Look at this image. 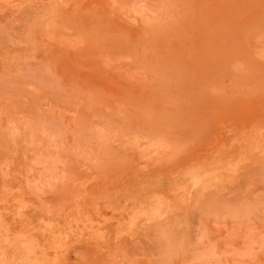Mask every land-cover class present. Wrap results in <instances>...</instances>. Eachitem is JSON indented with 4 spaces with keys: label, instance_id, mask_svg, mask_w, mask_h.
<instances>
[{
    "label": "rangeland",
    "instance_id": "374dc122",
    "mask_svg": "<svg viewBox=\"0 0 264 264\" xmlns=\"http://www.w3.org/2000/svg\"><path fill=\"white\" fill-rule=\"evenodd\" d=\"M0 264H264V0H0Z\"/></svg>",
    "mask_w": 264,
    "mask_h": 264
}]
</instances>
